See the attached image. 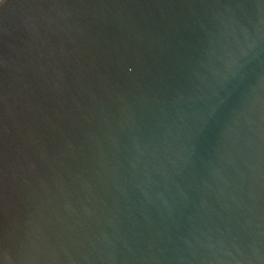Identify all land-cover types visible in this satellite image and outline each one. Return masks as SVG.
I'll list each match as a JSON object with an SVG mask.
<instances>
[{
	"label": "water",
	"instance_id": "obj_1",
	"mask_svg": "<svg viewBox=\"0 0 264 264\" xmlns=\"http://www.w3.org/2000/svg\"><path fill=\"white\" fill-rule=\"evenodd\" d=\"M0 264H264V0H0Z\"/></svg>",
	"mask_w": 264,
	"mask_h": 264
}]
</instances>
